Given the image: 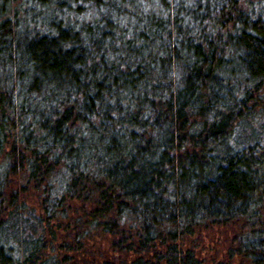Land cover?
<instances>
[{"label": "trees", "instance_id": "16d2710c", "mask_svg": "<svg viewBox=\"0 0 264 264\" xmlns=\"http://www.w3.org/2000/svg\"><path fill=\"white\" fill-rule=\"evenodd\" d=\"M0 264H264V0H0Z\"/></svg>", "mask_w": 264, "mask_h": 264}, {"label": "rangeland", "instance_id": "374dc122", "mask_svg": "<svg viewBox=\"0 0 264 264\" xmlns=\"http://www.w3.org/2000/svg\"><path fill=\"white\" fill-rule=\"evenodd\" d=\"M30 200L31 205L35 206L32 199ZM227 235L229 234L226 233L224 230L217 228L202 233L200 240L197 242L198 246L195 249L199 259H202L205 263H209L211 260H227Z\"/></svg>", "mask_w": 264, "mask_h": 264}]
</instances>
